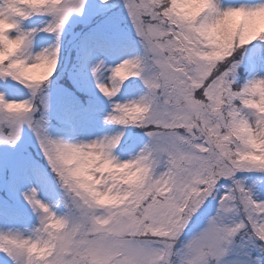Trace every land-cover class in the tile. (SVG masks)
Returning a JSON list of instances; mask_svg holds the SVG:
<instances>
[{"label": "snow or ice", "instance_id": "1", "mask_svg": "<svg viewBox=\"0 0 264 264\" xmlns=\"http://www.w3.org/2000/svg\"><path fill=\"white\" fill-rule=\"evenodd\" d=\"M113 7L98 0L90 16L86 0H0V191L7 202L37 179L21 195L38 218L28 234L0 227V264H227L238 237L261 254L247 264H264V199L253 195L264 190V0H120L128 31L99 36L116 51L91 65L95 87L69 77L73 87L52 95L71 14L91 22ZM36 14L52 19L25 29ZM36 31L56 43L26 55ZM140 83L143 94L125 99ZM97 113L145 129L148 142L121 159L122 130L77 142L49 131ZM29 133L35 158L15 152ZM41 156L64 189L62 211L39 195L52 187Z\"/></svg>", "mask_w": 264, "mask_h": 264}, {"label": "rangeland", "instance_id": "2", "mask_svg": "<svg viewBox=\"0 0 264 264\" xmlns=\"http://www.w3.org/2000/svg\"><path fill=\"white\" fill-rule=\"evenodd\" d=\"M98 0H86V13L92 16L96 12L95 5ZM109 4L116 5L117 7H113L109 9L107 12L101 13L99 16H94V19L90 22L86 20L84 15L80 13H73L69 17L68 22L64 25L65 29L68 30L69 33L66 36L60 37V44H61V58L63 61L70 59L71 61L74 60V65H71L68 72L69 73H76L78 65L80 61L84 62V65L87 68L88 76H90L89 80L86 84L90 85L91 87H95V78L91 74V65L95 63L97 60H104L106 65L111 64L115 51L105 48L99 40V36L102 34L101 31H96L99 28H102L105 31H110L107 27L109 25H117L119 27L125 28L126 20L124 19V12L122 10H118V5L120 0H108ZM223 3H228L229 0H222ZM232 2H238V0H232ZM249 2H255V0H249ZM51 19L48 15L38 14L37 17H29L27 20L22 22V25L25 29H41L43 26L50 22ZM93 35L85 34V31H89L92 29ZM81 35L82 40L85 44L90 41L91 50L84 51V46L82 43L78 42L79 36ZM90 36V38H89ZM56 43V36H52L51 33L36 31L33 38L31 45L26 53V55L34 56L39 51L43 50L44 48H48ZM136 51H139V46H136ZM62 64V63H61ZM64 64H62L61 68H64ZM103 73V77L108 75L107 71L101 70ZM58 83V82H57ZM56 84L49 85L50 89L52 90V95L56 94V90L59 87ZM23 87V86H21ZM27 89H25L24 94H20L18 98H26ZM98 91V90H97ZM144 91V85L140 83L134 91L127 92L124 94V98H135L139 95H142ZM103 100V98H101ZM104 109L107 110L108 103L107 101H103ZM70 121L74 127L69 133H60V136L66 140L77 142L80 140H91L97 137H102L105 135H113L117 131H124L125 138H122L121 143L128 139H132V135H128V128H121V126L113 125L109 123H105L103 120V113H97L94 119H81V118H72L71 116L65 117ZM149 138L144 133H140L133 143L128 144L125 146V150L123 152L119 150H114V154L118 156V158L126 159L129 155L134 154L139 150L140 147L143 146L144 143L148 142ZM35 145V141L31 134L29 133L28 136L24 138V144L20 145L18 148L23 150L25 147H32ZM8 146L0 144V151L1 153H5L9 151L7 148ZM47 164V163H46ZM256 175H264V173H255ZM238 175L247 177L253 175L250 172H243L238 173ZM31 183L33 186L37 185V179L33 178L31 181L21 180L20 183L17 184L14 191L18 196H20V202L23 201V196L21 192L25 189L28 184ZM51 188H40L39 195L42 199L46 201H50L57 205V211H62L63 207L59 204L60 201V194L56 191L53 182L51 181ZM54 189V191L52 190ZM253 195L258 197L259 199H264V190H260L258 186L253 187ZM18 213L16 215L12 214L10 211H7L6 214L4 211H0V227H11V228H18L21 231L28 234L31 230L38 225V218L34 212L31 211L30 208L25 207L24 205L18 203L16 208L14 209ZM25 211H30L31 213H27ZM230 259L227 261V264H247L249 261L250 256H258L261 255L259 252H254L252 250L251 245L245 239L238 237L234 244L230 247ZM255 264V261L252 262Z\"/></svg>", "mask_w": 264, "mask_h": 264}, {"label": "trees", "instance_id": "3", "mask_svg": "<svg viewBox=\"0 0 264 264\" xmlns=\"http://www.w3.org/2000/svg\"><path fill=\"white\" fill-rule=\"evenodd\" d=\"M37 15L38 14H36V15H33L32 17H37ZM42 15H48V14H42ZM48 17H50V19H52L51 18V16L50 15H48ZM119 26V24H117V25H108L107 24V27L109 28V30L110 31H112V30H114V29H116L117 27ZM94 28H92V29H90L89 31H85V34H88V35H93V33L95 32H93V33H91L92 32V30H93ZM119 29L121 30V31H128L126 28H124V26L123 27H119ZM97 31H101L102 33H104V32H107V31H105V30H103L102 28H99V30H97ZM44 31H42V33H43ZM109 32V31H108ZM52 34V36H56V34L55 33H51ZM66 34H72V33H69L68 32V30H66L65 29V27H64V29H63V31H62V33H61V36H66ZM60 36V37H61ZM89 38H90V36H89ZM82 40V37H81V35L79 36V39H78V42H80V43H82V45H85L84 46V51H86L87 49L88 50H91V48H90V42H89V39H88V42L85 44L83 41H81ZM61 63L62 64H64L65 66H64V68L62 69L61 68V66H62V64H61V66H60V69H58V71H62L63 73H64V78H62L60 81H58V83H57V85L59 86V87H69V88H71V87H73V84H72V79H70L69 77H71V78H75V79H77V80H79L81 83H87V81L89 80V78H90V76H88V73H87V68H86V66L84 65V62L83 61H80V64L78 65V68H77V72L76 73H74V74H72V73H69L68 72V70H69V68H70V66L71 65H74V60L73 61H71V64H70V59L69 60H66V61H63L62 60V58H61ZM123 91V90H122ZM69 121H67V120H65V119H61V120H59V121H51L50 123H51V126H50V128H49V131H50V133H51V135L52 136H54V137H58L57 136V134H56V130H60V129H71V126L69 125V123H68ZM140 131H143V132H146L145 131V129H142V128H138V127H128V135H132L133 137H134V135L137 133V134H139L138 132H140ZM126 143V141L124 142V144ZM15 152L16 153H19V152H21V151H18V150H15ZM35 154L36 155H38V150H37V148L35 147ZM40 158H42V156L40 157ZM42 160L45 162V163H47L46 162V160H44L43 158H42ZM48 166V165H47ZM50 170H51V168H49ZM50 170L48 171V173L50 172ZM50 174L51 175H49L51 178L53 177L54 178V180H55V185L56 186H58L59 188H63L57 181H56V179H55V174L51 171L50 172ZM64 193V192H63ZM0 255H2L1 253H0Z\"/></svg>", "mask_w": 264, "mask_h": 264}, {"label": "bare ground", "instance_id": "4", "mask_svg": "<svg viewBox=\"0 0 264 264\" xmlns=\"http://www.w3.org/2000/svg\"><path fill=\"white\" fill-rule=\"evenodd\" d=\"M4 195L0 194V211H4V213L1 214H6L7 211H9V208L11 206V201H4ZM8 216V214H6ZM4 254H2L3 256Z\"/></svg>", "mask_w": 264, "mask_h": 264}]
</instances>
